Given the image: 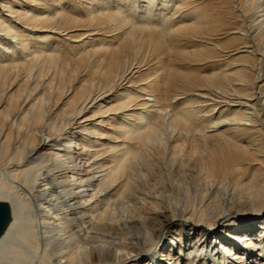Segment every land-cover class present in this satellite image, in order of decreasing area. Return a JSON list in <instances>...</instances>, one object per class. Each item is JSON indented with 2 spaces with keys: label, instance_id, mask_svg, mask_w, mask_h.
Returning <instances> with one entry per match:
<instances>
[{
  "label": "bare ground",
  "instance_id": "6f19581e",
  "mask_svg": "<svg viewBox=\"0 0 264 264\" xmlns=\"http://www.w3.org/2000/svg\"><path fill=\"white\" fill-rule=\"evenodd\" d=\"M0 264H264V0H0Z\"/></svg>",
  "mask_w": 264,
  "mask_h": 264
},
{
  "label": "rangeland",
  "instance_id": "374dc122",
  "mask_svg": "<svg viewBox=\"0 0 264 264\" xmlns=\"http://www.w3.org/2000/svg\"><path fill=\"white\" fill-rule=\"evenodd\" d=\"M217 2H219V1H217ZM213 7H212V10L213 11H219L218 10V5L216 4V5H212ZM195 156H197V155H195Z\"/></svg>",
  "mask_w": 264,
  "mask_h": 264
}]
</instances>
